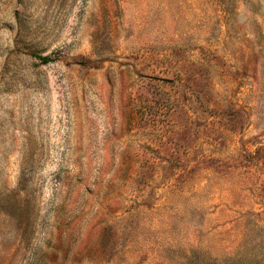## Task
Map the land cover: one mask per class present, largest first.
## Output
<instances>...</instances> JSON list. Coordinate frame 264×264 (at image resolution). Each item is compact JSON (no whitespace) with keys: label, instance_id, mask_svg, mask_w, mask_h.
Segmentation results:
<instances>
[{"label":"rangeland","instance_id":"rangeland-1","mask_svg":"<svg viewBox=\"0 0 264 264\" xmlns=\"http://www.w3.org/2000/svg\"><path fill=\"white\" fill-rule=\"evenodd\" d=\"M0 264H264V0H0Z\"/></svg>","mask_w":264,"mask_h":264},{"label":"trees","instance_id":"trees-1","mask_svg":"<svg viewBox=\"0 0 264 264\" xmlns=\"http://www.w3.org/2000/svg\"><path fill=\"white\" fill-rule=\"evenodd\" d=\"M39 59H40L42 62H47V61H48V59H47L46 57H43V56H42V57L40 56Z\"/></svg>","mask_w":264,"mask_h":264}]
</instances>
